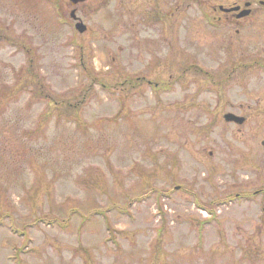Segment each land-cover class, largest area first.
<instances>
[{"label": "rangeland", "instance_id": "374dc122", "mask_svg": "<svg viewBox=\"0 0 264 264\" xmlns=\"http://www.w3.org/2000/svg\"><path fill=\"white\" fill-rule=\"evenodd\" d=\"M150 1L0 0V264H264V0Z\"/></svg>", "mask_w": 264, "mask_h": 264}, {"label": "flooded vegetation", "instance_id": "af4514ba", "mask_svg": "<svg viewBox=\"0 0 264 264\" xmlns=\"http://www.w3.org/2000/svg\"><path fill=\"white\" fill-rule=\"evenodd\" d=\"M135 1H138V0H135ZM149 1V0H148ZM154 1H156V3L158 4L159 2H160V4H161V1L160 0H151L150 2L152 3V4H154L153 2ZM143 2V1H142ZM142 2H140L137 6H141V7H143L144 8V6H143V4H142ZM134 3V2H133ZM149 3V2H148ZM246 4H250V6H248L249 7V9H250V13H249V15H248V17H250V15H252V4H253V2L251 1V0H242L241 1V3H239V4H234V5H232V6H230V7H227V8H232V7H237V6H239L240 7V10L239 11H237V12H231V13H225L223 10H221L219 7H221V6H212V7H210V8H206V11L208 12V13H204L203 15H202V20L204 21V22H206V23H209L211 26L214 24L213 22H218V23H222V22H227V24H228V22H234V23H239L242 19H245V18H248L247 16L246 17H244V18H238V15H239V13L240 12H242L245 8H244V5H246ZM128 5L129 6H131L132 5V3H128ZM135 6H136V4H134ZM137 6L136 7H134V8H136L137 9ZM177 7V6H176ZM175 7V9L174 10H177V8ZM223 7V6H222ZM224 9H227L226 7H223ZM143 9H141L140 11H142ZM159 9H158V7L156 8V11H155V13H153V16L150 18V22L151 23H146V24H140L141 25V29L143 28V30L144 29H148V26H151V25H156L157 26V28H158V26L160 25V21L163 19V17H161L160 15H159V12H157ZM210 11H211V13L213 14V13H219L220 15L216 18V17H213L212 16V14L210 13ZM173 13V12H172ZM176 13H177V11H176ZM208 14H211V19H209L208 17L207 18H205ZM173 15H174V13H173ZM180 11H178V17H180ZM112 16H113V14H112ZM116 20V19H115ZM178 19H176V20H174V22H176ZM178 22V21H177ZM117 23V22H116ZM116 23H114V25L115 26H117V24ZM132 25H134L135 26V23L134 24H132ZM137 25V24H136ZM156 32H158V30L156 31ZM160 34V36H159V38H161V40L160 41H167V39H166V35L164 34V32H160L159 33ZM148 36V35H147ZM158 37V36H157ZM154 43V42H153Z\"/></svg>", "mask_w": 264, "mask_h": 264}, {"label": "water", "instance_id": "95a60500", "mask_svg": "<svg viewBox=\"0 0 264 264\" xmlns=\"http://www.w3.org/2000/svg\"><path fill=\"white\" fill-rule=\"evenodd\" d=\"M87 0H69L70 2V5L71 6H76L78 4H82L83 2H85ZM260 5H262V7L264 8V2H261ZM248 5H246L247 7ZM239 10V7H236V8H232L230 10H227V12H230V11H238ZM248 13L249 11H243L240 13V15H238V17H243V16H248ZM75 15V11H71L70 13V18L73 19V20H76V17L74 16ZM75 26V29L78 33H83L85 31V26H82L81 23H77ZM223 119L225 120V122H233V123H236V124H241L243 123V120L242 118H239V117H236L232 114H226L224 115Z\"/></svg>", "mask_w": 264, "mask_h": 264}, {"label": "trees", "instance_id": "16d2710c", "mask_svg": "<svg viewBox=\"0 0 264 264\" xmlns=\"http://www.w3.org/2000/svg\"><path fill=\"white\" fill-rule=\"evenodd\" d=\"M49 108H51V109H58V108H56V107H49ZM60 108H64L65 110H67V111H74V110H76V107H70V106H68V107H60Z\"/></svg>", "mask_w": 264, "mask_h": 264}]
</instances>
